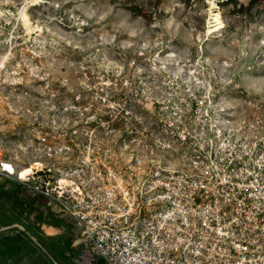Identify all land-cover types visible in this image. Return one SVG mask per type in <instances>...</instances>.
<instances>
[{
	"label": "built area",
	"instance_id": "built-area-1",
	"mask_svg": "<svg viewBox=\"0 0 264 264\" xmlns=\"http://www.w3.org/2000/svg\"><path fill=\"white\" fill-rule=\"evenodd\" d=\"M12 28L10 19L0 21V84L8 86L27 79L17 67L25 66L24 48L17 60L13 56ZM110 78L97 85L104 115L90 112L97 117L93 127L104 129L103 139L96 133L90 163L77 159V140L62 151L65 137L37 135L29 146L39 159L10 163L14 173L0 166V177L74 222L79 234L72 248L83 247L74 264H264V110L251 106L239 118L217 87L201 79L166 81L165 104L144 107L148 123L123 105L130 82L122 73ZM107 116L139 127L118 129L114 151L109 136L116 130L104 123ZM127 146L135 161L115 157ZM32 162L40 168L20 179V169Z\"/></svg>",
	"mask_w": 264,
	"mask_h": 264
},
{
	"label": "rangeland",
	"instance_id": "rangeland-1",
	"mask_svg": "<svg viewBox=\"0 0 264 264\" xmlns=\"http://www.w3.org/2000/svg\"><path fill=\"white\" fill-rule=\"evenodd\" d=\"M30 1L0 0V10H4L0 21H13V56L17 60L20 49L24 48L25 66L17 67L22 68L27 77L20 79V85L0 84V162L23 165L39 159L38 152H30L27 140L13 144L9 138L16 139L21 129L31 126L24 116L39 120L44 125L49 121L59 124L70 114L60 112L61 107L68 109L71 103L69 92H73L76 98L84 93V99L90 101L84 116L92 111L104 115L105 105L97 99L100 94L97 85L111 79L110 76L115 73H122V79L130 82L123 105L127 104L133 117L138 116L148 123L152 120L144 107L155 103L157 98H167L166 90L169 89L162 83L168 81L180 85L181 80L187 81L182 70L189 67H193L197 79L222 92V99L227 105L236 107L234 112L237 117L249 113L251 106L264 110V0H74L81 7V11L75 12L81 20L86 19L84 13L96 12L89 26L80 33L68 10L63 6L59 11L54 8L53 5L62 4V0H44L42 4L29 7ZM7 8H11V16L5 12ZM23 9L34 25L39 26L51 17L66 22L57 32L59 47L63 51L55 57V64L50 58L37 60L36 53L28 47L38 33L23 37L26 32L18 23ZM215 11L220 13L224 28L209 37L206 35L207 21ZM104 13H108L107 19L96 24L95 20ZM137 17L143 19L138 20ZM154 24L157 26L152 27ZM50 27L56 31L55 25ZM131 32L137 34L130 36ZM113 36L115 43H107ZM206 38L209 40L205 41ZM65 42H71L73 47L68 48ZM128 44L132 46L126 47ZM167 60L171 65L165 70L162 65ZM109 61L113 62L109 67H101ZM176 73H179L178 79ZM40 77H44L42 82ZM63 80L74 87L62 89L59 81ZM154 109L152 106V111ZM113 122L110 126L116 131L109 136V139H114L112 151L117 147V137L122 133L120 130L125 127L139 128L129 118H126L124 126ZM95 128L98 137L103 139L104 129ZM23 141L28 143L24 149L20 148L24 145ZM114 155L123 161H135V154L128 146ZM141 161L146 160L143 158ZM4 186L0 178L1 202L5 200ZM17 194L30 202L40 203L24 189ZM33 217L31 214L30 221ZM15 219L14 214L0 206V264H49L20 234L22 230L9 227ZM62 220L71 229L73 237H77L79 229L74 222L68 217ZM73 251L76 256L83 251V247Z\"/></svg>",
	"mask_w": 264,
	"mask_h": 264
},
{
	"label": "clouds",
	"instance_id": "clouds-1",
	"mask_svg": "<svg viewBox=\"0 0 264 264\" xmlns=\"http://www.w3.org/2000/svg\"><path fill=\"white\" fill-rule=\"evenodd\" d=\"M37 4L44 3V0H36ZM54 8L59 11L63 6L64 9L68 10L71 13V20L76 26V30L78 33L83 32V29L89 26V21L93 20L96 16L95 11H89L84 13L86 19L81 20L78 16L75 15V12L81 11V7L79 4L74 3V0H62L61 3H55ZM108 17V13H104L99 17V19L95 20L96 24H101ZM138 20L143 19V17H137ZM66 24L65 21L60 20L57 17H51L39 24L40 33L34 39L31 40L28 47L32 48L36 53L37 60H48L49 58L52 60V63L55 64V57L60 54L63 49L59 47L60 38L57 36V32L62 29V27ZM50 25L56 26V31L53 30ZM157 25H152V27H156ZM136 32L129 33L130 36H135ZM52 39H49V38ZM68 48H72L73 45L71 42H65ZM109 44L115 43V36L112 37L111 40L107 41ZM131 44L126 45V47H131ZM147 47V45H145ZM113 62L109 61L107 64L101 65V67H109ZM118 66V65H117ZM164 66L162 65V68ZM53 71H56L53 68ZM139 71V70H138ZM179 73H176V78L178 79ZM42 82L44 77L39 78ZM62 89H67L69 86L66 80L59 81ZM71 97V103L68 106L67 111L70 113L66 115L59 124H52L50 126H42V123L39 120H32L28 117L24 118L30 122L31 126H25L20 130L19 136L16 139L9 138L13 144H16L20 140H27L29 145L32 143L33 136H39L40 138H44L48 135L54 136H63L66 138L65 145L62 147L63 150L70 149L72 147V140H77L80 144V153L81 155L77 157L81 163H90L92 159V153L96 151L94 145L96 144V133L97 128L93 127V125L97 124V117L93 113H88L87 116H84V112L87 111V104L90 102L84 99V93H81L80 98H76L73 92L68 93ZM155 103L165 104V101L157 98ZM115 108V105L112 106ZM164 109H162L163 111ZM31 115V114H29ZM83 117V118H82ZM104 123H114L111 119V116H107L104 118ZM103 128V124L100 125ZM43 128V131L41 130ZM41 151L43 149H40Z\"/></svg>",
	"mask_w": 264,
	"mask_h": 264
},
{
	"label": "crops",
	"instance_id": "crops-1",
	"mask_svg": "<svg viewBox=\"0 0 264 264\" xmlns=\"http://www.w3.org/2000/svg\"><path fill=\"white\" fill-rule=\"evenodd\" d=\"M0 178L3 179L5 185L3 187L5 200L0 201V206L16 216L15 221L9 227L22 230L20 234L48 260L49 264L54 262L74 264L73 235L67 223L62 220L64 218L48 210L42 197L29 193L34 199L40 201L39 204L33 200L30 202L26 197L17 194L18 191L23 190L18 183L8 178ZM31 214L34 217L30 221Z\"/></svg>",
	"mask_w": 264,
	"mask_h": 264
},
{
	"label": "bare ground",
	"instance_id": "bare-ground-1",
	"mask_svg": "<svg viewBox=\"0 0 264 264\" xmlns=\"http://www.w3.org/2000/svg\"><path fill=\"white\" fill-rule=\"evenodd\" d=\"M33 5H37L36 0L30 1L29 7L33 6ZM0 16H3L2 12H0ZM18 23H20V26H22L24 28L27 36L33 35L35 33H38L37 36L39 35L40 29H39L38 25H34L31 22L29 15L25 9H23L21 11L19 18H18ZM207 25L208 26H207L206 35L209 37L211 34H213L215 32H219L221 29L224 28V24L220 18V13L218 11H215L213 14H211V18L209 19V21H207ZM208 40H209V38L205 39V41H208ZM173 56L174 55H170V57H173ZM157 57H159V56H157ZM160 63H164V62H160ZM168 65L169 66L171 65V62L169 60H167V63H165L163 69L166 70ZM178 68H180V66ZM182 72H185L184 79H186L187 81L193 82V81L197 80L193 67H189L185 70H182ZM3 163H6L7 165L11 166V168L13 169V171L11 173H14L13 165H11L9 162H3ZM38 168H40V165L38 163L33 164V162L28 166L22 167L20 169L21 173L25 172L26 170H29V169L31 170V172L29 174L25 175L23 178H21V176H20V179H26V177L28 175L32 174L34 169H38ZM62 183L68 184L67 180H62Z\"/></svg>",
	"mask_w": 264,
	"mask_h": 264
},
{
	"label": "snow or ice",
	"instance_id": "snow-or-ice-1",
	"mask_svg": "<svg viewBox=\"0 0 264 264\" xmlns=\"http://www.w3.org/2000/svg\"><path fill=\"white\" fill-rule=\"evenodd\" d=\"M0 166L4 167L5 169H7L9 172H12L13 169L11 168V166L7 165L6 163L0 164ZM31 172V170H26L25 172H22L20 174L21 178H23L25 175L29 174ZM62 183V182H61Z\"/></svg>",
	"mask_w": 264,
	"mask_h": 264
}]
</instances>
